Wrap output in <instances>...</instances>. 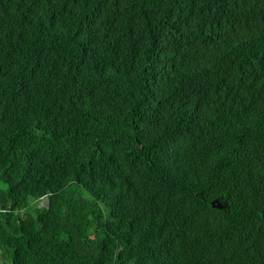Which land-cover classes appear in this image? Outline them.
I'll return each instance as SVG.
<instances>
[{"label":"trees","instance_id":"1","mask_svg":"<svg viewBox=\"0 0 264 264\" xmlns=\"http://www.w3.org/2000/svg\"><path fill=\"white\" fill-rule=\"evenodd\" d=\"M0 264H264V0H0Z\"/></svg>","mask_w":264,"mask_h":264},{"label":"rangeland","instance_id":"2","mask_svg":"<svg viewBox=\"0 0 264 264\" xmlns=\"http://www.w3.org/2000/svg\"><path fill=\"white\" fill-rule=\"evenodd\" d=\"M48 203V198L46 196L42 197V199L40 200V205H47Z\"/></svg>","mask_w":264,"mask_h":264},{"label":"water","instance_id":"3","mask_svg":"<svg viewBox=\"0 0 264 264\" xmlns=\"http://www.w3.org/2000/svg\"><path fill=\"white\" fill-rule=\"evenodd\" d=\"M212 203H213L214 206L222 207V204H221V203L219 202V200H217V199H216V200H213Z\"/></svg>","mask_w":264,"mask_h":264}]
</instances>
